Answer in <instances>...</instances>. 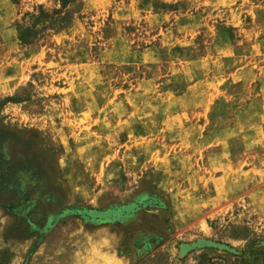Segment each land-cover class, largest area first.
<instances>
[{"label": "rangeland", "instance_id": "1", "mask_svg": "<svg viewBox=\"0 0 264 264\" xmlns=\"http://www.w3.org/2000/svg\"><path fill=\"white\" fill-rule=\"evenodd\" d=\"M0 264H264V0H0Z\"/></svg>", "mask_w": 264, "mask_h": 264}, {"label": "trees", "instance_id": "2", "mask_svg": "<svg viewBox=\"0 0 264 264\" xmlns=\"http://www.w3.org/2000/svg\"><path fill=\"white\" fill-rule=\"evenodd\" d=\"M42 15H39L36 19L37 21L39 22L40 21V17H46L47 15L44 14V12L42 11L41 12ZM65 18L62 17V18H56V19H51V23L50 25H39V24H34L31 28L29 29H26L24 31L20 30L19 32V39L21 40L22 43H26V44H29L30 43V36L33 35L34 37L39 35L40 33H42L44 30H46L48 27H51V28H62L63 25H59L57 27H55V24H58L62 21H64Z\"/></svg>", "mask_w": 264, "mask_h": 264}]
</instances>
